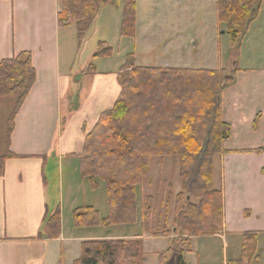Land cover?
<instances>
[{"label": "crops", "instance_id": "0c3cea01", "mask_svg": "<svg viewBox=\"0 0 264 264\" xmlns=\"http://www.w3.org/2000/svg\"><path fill=\"white\" fill-rule=\"evenodd\" d=\"M185 1L176 8L180 10ZM123 4L124 0H113L101 12L110 5L117 8L112 14V29L118 30L120 38ZM60 9L61 0H0V62L29 53L35 71L33 86L14 117L9 142L14 158L5 161L0 176V264H59L67 246L63 217L82 207L93 208L102 219L107 216V210L101 216L92 197L81 193L93 194L96 189L82 176L80 160L86 135L100 115L114 107L120 94L119 71L127 56L134 57L135 53L127 55L121 64L96 68L93 61L97 62V52L87 51L90 38L87 35L79 42L72 19L60 25ZM188 9L189 22L161 21V27L172 31L162 34L161 43L153 42L161 48V58L174 56L173 60L186 66L164 63L154 68L233 70L234 82L220 98L221 120L230 133L222 143L223 152L212 159L213 187L223 195L222 230L212 236L194 237L188 247L176 242L180 235L168 237L174 245L161 264H168L179 251L186 264H231L242 257L244 236L252 234L254 238L246 245L249 260L257 258V264H264V0L237 48H231L221 23L224 32L220 33L226 34L228 47L226 52L217 49L215 68L186 64L191 51L184 29L198 26L191 7H183V11ZM137 28L135 22L134 36L139 35ZM134 36L124 38L134 42ZM99 43L105 42H98V49ZM76 47L82 50H78L83 60L79 68ZM192 49L194 55L198 53ZM134 63L141 66L136 58ZM101 186L105 193L103 183L98 182V189ZM105 196L101 198L105 200ZM57 212L60 235L49 239L44 225ZM80 240L82 244L98 239ZM187 255L195 260L186 261Z\"/></svg>", "mask_w": 264, "mask_h": 264}, {"label": "trees", "instance_id": "16d2710c", "mask_svg": "<svg viewBox=\"0 0 264 264\" xmlns=\"http://www.w3.org/2000/svg\"><path fill=\"white\" fill-rule=\"evenodd\" d=\"M117 1V0H116ZM261 0H216L217 20L225 24L232 49L238 47L249 24L256 19ZM113 0H61L60 25L75 21L79 42L95 20L101 6ZM135 0H124L120 35L133 37ZM112 49L99 43L95 56L111 55ZM91 69V68H90ZM120 94L111 110L102 113L85 137L80 171L92 189L103 183L107 196V216L102 219L91 207L76 209L73 224L78 228L99 225H131L136 221V190L149 173L154 157L179 160L182 180L179 202L184 194L197 200L188 202L174 217L180 241L189 246L198 236H212L222 230L221 190L213 187L212 159L220 155L229 127L221 120V93L234 82L226 70L161 69L136 66L127 56L118 75ZM35 71L29 53H21L0 62V97L21 92L7 131L5 154L0 157V176L4 163L14 158L9 152L14 117L33 86ZM75 107L73 106L72 109ZM148 199L143 203V231L149 232L153 210ZM44 234L49 239L60 235L59 212L47 219ZM154 236L159 233H152ZM254 234L245 235L243 254L231 264H257L249 260L246 245ZM161 237H169L165 230ZM162 256L161 258H163ZM138 239L94 240L81 244L73 264H143ZM61 264V262H59ZM172 264H186L182 251Z\"/></svg>", "mask_w": 264, "mask_h": 264}, {"label": "rangeland", "instance_id": "374dc122", "mask_svg": "<svg viewBox=\"0 0 264 264\" xmlns=\"http://www.w3.org/2000/svg\"><path fill=\"white\" fill-rule=\"evenodd\" d=\"M181 1L135 0V22L139 35L134 36V42L124 37L120 38L118 30L113 32L112 14L117 13V8L110 5L107 8L108 10H105V13L103 11V14H101L106 4L101 6L92 26L84 37L86 38L88 35L87 39L90 38L87 51L97 52L98 42L103 41L112 49V52L108 58L98 56L96 59L97 62L93 61L96 68H110L116 62L121 64L126 60V56L132 53H135L134 58H136V64L141 66L161 67L164 63L177 67L186 66L184 63L179 62V60H173L174 56L164 60L161 58V48L158 49L157 44H153L156 40L161 43L162 34L172 31L170 28L161 27V21L164 20L166 23L167 21L189 22L187 12L189 13L190 10L183 11V7H191L198 22L197 28L192 26L190 29H184L186 33L183 35L186 38V46L191 51V54H188L190 58L188 57L186 59V64L194 68H204L206 66H214L215 68L219 61V58L216 59L217 49L218 51L226 52L228 38L226 34L222 35L220 33L224 32V25L219 23L216 18L214 0H187L183 3V7L180 5L181 9L178 10L176 6H179V2ZM79 48L76 47V58L78 57V52L81 50ZM192 48H196L198 53L195 55L198 58H194L195 55L193 52L195 49ZM82 63L83 60L78 57L76 59L77 68ZM232 71L230 67L226 69L227 78H232ZM20 94L21 92H17L16 94L0 97V157L5 154L9 120L16 109ZM178 171V158L154 157L151 159L149 173L136 190V221L131 225H114L109 227L99 225L91 228H78L73 224L72 214H66L62 219V227L67 246L65 252L61 254V258L59 259L61 264H73V260L80 255L81 238L92 240L138 239L142 246L143 264H161V260H163L161 257L172 247V244L174 245L168 238H162L161 233L165 230L169 233V237L173 235L183 236L175 228L174 217L188 202L197 203V200L188 194H184L179 202L176 201L177 194L182 190V180L178 175ZM94 191L96 192L93 194L89 191H83L81 193L86 198L92 197L91 199L94 200L95 205L97 204L96 206H98L101 216H105V210H107L106 192L104 193L102 186L100 189L97 188ZM55 192L57 193V189ZM104 196L105 200L102 199ZM146 199L150 200L149 205L153 210L151 228L147 233L143 231L142 224V207ZM152 233H159L160 235L154 236ZM180 239L182 238H176V242L186 247ZM170 258L171 256H169ZM194 260V257L187 255L186 261L193 262Z\"/></svg>", "mask_w": 264, "mask_h": 264}, {"label": "water", "instance_id": "95a60500", "mask_svg": "<svg viewBox=\"0 0 264 264\" xmlns=\"http://www.w3.org/2000/svg\"><path fill=\"white\" fill-rule=\"evenodd\" d=\"M172 262H173V259L171 258V260L169 261V263H168V264H172Z\"/></svg>", "mask_w": 264, "mask_h": 264}]
</instances>
